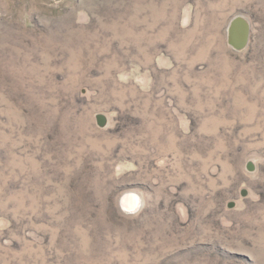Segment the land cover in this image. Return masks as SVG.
I'll list each match as a JSON object with an SVG mask.
<instances>
[{"label": "rangeland", "instance_id": "rangeland-1", "mask_svg": "<svg viewBox=\"0 0 264 264\" xmlns=\"http://www.w3.org/2000/svg\"><path fill=\"white\" fill-rule=\"evenodd\" d=\"M0 264H264V0H0Z\"/></svg>", "mask_w": 264, "mask_h": 264}, {"label": "water", "instance_id": "water-1", "mask_svg": "<svg viewBox=\"0 0 264 264\" xmlns=\"http://www.w3.org/2000/svg\"><path fill=\"white\" fill-rule=\"evenodd\" d=\"M248 38H249L248 22L240 17L234 18L231 21L229 28V43L234 48L241 50L246 46ZM96 122L99 127L104 128L108 123V119L104 114H97ZM250 169L252 170L253 168L250 167Z\"/></svg>", "mask_w": 264, "mask_h": 264}, {"label": "bare ground", "instance_id": "bare-ground-1", "mask_svg": "<svg viewBox=\"0 0 264 264\" xmlns=\"http://www.w3.org/2000/svg\"><path fill=\"white\" fill-rule=\"evenodd\" d=\"M128 199H129V197H124L123 199H122V201H121V205L124 207V208H130V209H132L133 207H134V205L135 204H133V203H129L128 202Z\"/></svg>", "mask_w": 264, "mask_h": 264}]
</instances>
